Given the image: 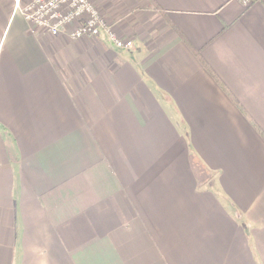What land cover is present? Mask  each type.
Listing matches in <instances>:
<instances>
[{
  "label": "crops",
  "instance_id": "0c3cea01",
  "mask_svg": "<svg viewBox=\"0 0 264 264\" xmlns=\"http://www.w3.org/2000/svg\"><path fill=\"white\" fill-rule=\"evenodd\" d=\"M140 1L126 50L0 0V264H264V0Z\"/></svg>",
  "mask_w": 264,
  "mask_h": 264
},
{
  "label": "built area",
  "instance_id": "2783aa9c",
  "mask_svg": "<svg viewBox=\"0 0 264 264\" xmlns=\"http://www.w3.org/2000/svg\"><path fill=\"white\" fill-rule=\"evenodd\" d=\"M237 1L248 6L254 0ZM12 3L30 26L50 35L65 30L72 39H96L104 35L115 48H133L132 40L118 34L91 0H12Z\"/></svg>",
  "mask_w": 264,
  "mask_h": 264
},
{
  "label": "rangeland",
  "instance_id": "374dc122",
  "mask_svg": "<svg viewBox=\"0 0 264 264\" xmlns=\"http://www.w3.org/2000/svg\"><path fill=\"white\" fill-rule=\"evenodd\" d=\"M91 1L98 8L104 19L111 23L112 21L109 20L111 18L108 17V14H110L108 9L105 8L103 4H97L94 2V0ZM142 4L143 3H141L140 0H112L111 7H113V12H111L113 13L112 16L115 21L114 25L112 24L113 22L111 24L118 34H123V25L128 23L130 18L134 20V29L137 30L140 28L146 30L150 27L153 28L154 26H159L158 21L160 17H158V13H154L146 6H142Z\"/></svg>",
  "mask_w": 264,
  "mask_h": 264
},
{
  "label": "trees",
  "instance_id": "16d2710c",
  "mask_svg": "<svg viewBox=\"0 0 264 264\" xmlns=\"http://www.w3.org/2000/svg\"><path fill=\"white\" fill-rule=\"evenodd\" d=\"M153 1L151 0V3H152ZM153 5L155 6V7H157V5H156V3L155 2H153Z\"/></svg>",
  "mask_w": 264,
  "mask_h": 264
}]
</instances>
